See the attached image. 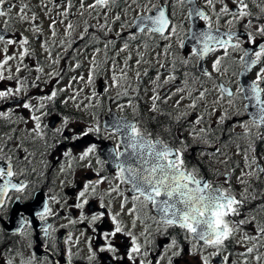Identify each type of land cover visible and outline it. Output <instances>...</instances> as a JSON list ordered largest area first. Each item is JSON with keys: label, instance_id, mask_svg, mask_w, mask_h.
Returning <instances> with one entry per match:
<instances>
[{"label": "snow or ice", "instance_id": "obj_1", "mask_svg": "<svg viewBox=\"0 0 264 264\" xmlns=\"http://www.w3.org/2000/svg\"><path fill=\"white\" fill-rule=\"evenodd\" d=\"M20 3L18 19L21 23L30 25L28 30L40 41V48L46 54L45 59L51 69L47 72L50 79L43 83L55 80L59 84L64 72H76L82 67L80 55L87 52L88 48L92 49V54L86 57V77L78 74L70 78L65 88L57 90L53 87L48 94L28 96L29 87L40 88L45 68L37 60L34 71L38 75L35 82L29 85L27 78L19 75L25 69L33 71V68L24 64L26 57L35 56V50L29 48V38L21 35L19 39H13L0 34V45H3L0 48V82L15 81V87L0 89V102L27 97L16 103L15 108L28 110L33 122L31 129L24 130L23 139L18 138L14 129L0 134V162L7 165L6 168L0 166V214L8 210V203L12 200L10 191L21 194L16 197V203L21 204V207L14 210L18 227L11 235L30 239L35 219L50 250L55 251L57 247L54 236L56 230L47 221L49 217L59 214L53 212L51 203L59 204L60 200L55 195L49 196L41 202L40 209L33 208L29 212L23 207V193L29 187L28 183L24 180L13 183V177L18 179L29 172H36L35 167H27L32 163L34 153L25 147V142L35 143L37 139L44 141L47 150L55 149L64 141L75 143L90 135L99 137L101 134L99 123L78 128L73 127L72 122L64 117L60 126L52 130L54 136L58 137V142L50 144L45 132L47 126L42 127V118L48 115L45 109L49 104H54L59 93L79 82L93 88L92 94L85 97L88 103L77 102L82 91L79 89L74 90L73 95L63 101L64 104L71 100L78 110L84 111L102 108V102L97 97L105 96L115 88L116 95L109 99L116 103L117 110L123 112L126 108H133V101L139 100L143 77H149V69L141 71V65L152 64V61L145 59L152 47L148 40L155 43L156 38H159L166 43L161 52L155 55V65L158 67L155 76L149 78L151 94L148 95L147 88L144 92L147 95L148 112L166 116L168 121L161 125L154 136L152 132L142 128L139 121H131L126 116H114L110 120L104 131L112 137H120V143L108 150L106 159L96 156L95 163L99 168L94 170L95 179H85L77 189L75 202L69 207L76 209L78 216L76 219L69 218V224L87 222L91 231L103 241L94 250L91 239L88 240L89 264L97 260L98 253L109 254L108 264H125V261L127 264H177L184 252L180 236L190 245L189 254L199 257L198 264H212L222 252H227V242L236 241L237 235L240 238L236 242L244 247V251L239 253L242 257L239 264H250L249 257H253L256 264H261L264 253L259 249L264 247V219L260 217L264 215V190L255 189L253 181L258 182L264 176V164L261 163L264 151H257L258 144L264 142V42H257L258 36L264 38V0H259V3L256 0H231L233 6H230L229 0H204L203 8L198 6L197 0H79L78 5L75 0H38L37 7L49 21L50 35L47 39H41L44 30L43 24L37 23L38 14L23 3V0ZM253 5L259 10V15L254 14ZM14 8V3L0 0V18L8 17L4 21L5 30L12 19L10 13ZM73 8L76 9L75 13L72 12ZM185 8L188 12L183 19L203 21L206 30H193L190 27L181 35L183 26L173 23V19L178 10L182 13ZM204 8L210 11L206 12ZM114 9L119 11L110 20L109 16ZM54 10L55 16L52 14ZM72 15H78L83 20L78 36L74 35L78 25L69 19ZM86 15L95 19L96 25L83 19ZM221 21L226 25L224 31H221ZM117 22L119 30L115 31L113 38L110 34ZM57 24L64 25L63 38L58 42ZM238 25L242 26L243 32L237 28ZM144 37L148 39L144 40ZM174 39L180 49L185 48V39H190L193 43L190 57L197 62L204 61L210 54L220 55L212 60L210 70L200 67L199 76L184 71L180 84H176L179 68L187 69L192 61L173 51ZM118 40L123 41L119 48ZM81 41L83 48L73 47ZM136 41L141 43L133 50L132 43ZM16 45L19 46L16 49L18 55L15 52L9 55V47ZM155 46L161 47L158 43ZM53 47L62 49L63 52L54 55ZM141 47L145 51H141ZM110 50H115V54L110 56ZM69 52V61L74 62L66 63L65 69L57 71L56 66L65 59L64 53ZM121 53H126L122 61ZM133 53L134 64L130 63L133 61ZM12 61L17 62L15 75L9 66ZM254 70V79H248ZM102 72L108 74L110 83H103L98 92L96 81ZM129 72L134 73L135 86L129 78ZM225 77L230 79L225 80ZM207 83H211L212 87H206ZM172 84H175L174 90H165L166 86ZM193 84L199 86L193 87ZM130 91L136 95L130 96ZM209 96L213 97L210 105ZM124 97L128 98L127 103H119ZM32 100L37 103L34 105ZM186 100L187 104L184 103ZM170 101L171 109L164 111L162 106L168 105ZM201 107L202 111H197ZM109 111L111 112V108ZM133 111H139L138 105ZM13 113V108L0 111V121L15 123L12 120ZM193 113L194 118L189 119ZM242 115H248L249 119L228 124L233 116ZM20 119L23 120V117ZM24 123L27 124L28 121L25 120ZM236 128L241 131L237 133ZM165 136L170 139H165ZM121 144L124 151H120ZM233 145L235 151L229 155L225 149H230ZM193 149H196L195 153ZM21 151L24 153L22 158L17 155ZM96 152L97 145L90 143L78 159L80 162L87 161L84 167L91 169L92 157ZM189 155H194L197 162L190 163ZM63 156L71 158V150L64 151ZM234 157H240L241 162ZM205 161L213 169V179H208L201 170L200 165ZM106 164L114 165V177L101 175ZM17 165H23L19 171L15 170ZM71 168L72 160L69 159L67 168L61 165L60 172L63 174ZM237 170L239 175H235ZM234 175L239 185V195L233 186ZM113 181L118 183L113 185ZM65 183L66 181H61V186ZM104 184H108V188L98 193L97 189ZM121 185L127 186L130 196L125 195ZM72 186L77 187L75 183ZM116 199H120V210L113 212L112 205ZM93 200L98 203L99 210L88 214L85 208ZM257 201L260 203L256 207L242 213L247 205ZM149 205L158 216L148 215L146 210ZM123 216L130 217V221L125 223ZM236 217L240 218L235 219ZM138 224L143 226L139 232ZM153 224L155 228L152 227ZM247 225L252 226V234L246 231ZM172 228H179L180 233L172 235L169 232ZM158 236L165 239L164 244L157 243ZM17 243L19 241L5 248L6 252L14 255L5 258L0 253L5 264H15L16 256H19V264H42L35 252L25 258L23 252L16 249ZM64 243L79 244V237L73 241L69 233ZM209 248L214 251L205 255ZM153 252L156 254L153 255ZM73 255L71 248H68V264H71ZM231 255L232 253L224 255L221 264H230ZM47 259L44 257V264H47ZM232 264L237 262L233 261Z\"/></svg>", "mask_w": 264, "mask_h": 264}, {"label": "flooded vegetation", "instance_id": "obj_2", "mask_svg": "<svg viewBox=\"0 0 264 264\" xmlns=\"http://www.w3.org/2000/svg\"><path fill=\"white\" fill-rule=\"evenodd\" d=\"M9 3H14L16 5V8H14L10 16L12 19L9 21V25L7 26V30H5V24L4 21L8 19V17L0 18V34L4 35L6 38H13V39H19L21 35L27 36L29 38L30 44L29 48L35 50V56L33 57H26L24 60V64L29 65L31 68H33V71L29 72L28 69L23 70L19 75L20 77L27 78V81L29 82V85L35 82V77L38 75L34 68L37 65V60H39L44 68H45V75L41 78L40 88H32L29 87L28 89V96H38V95H45L51 92L53 87H55L57 90L62 87H66L70 78L72 76L83 74L84 66L85 64L88 65V60L86 57L91 56L92 49L88 48L87 52L83 53L79 56V59L81 61L82 67L78 69L76 72L72 71H66L63 73V79L59 84H56L55 80H51L49 83L45 84L43 83L44 80H49L50 78L47 76V72L51 69L48 67V61L45 59L46 54L42 51L40 48V41L37 40V38L33 35V33L28 30L30 29V25L21 23L18 19V9L21 6L20 0H8ZM91 2V0H89ZM23 3H26L29 5V7L32 9L33 12H36L39 16V19L37 23L43 24V30L44 35L41 37V39H47L49 38V30H48V19L42 14L41 9L37 7L38 0H23ZM75 3L78 5L79 0H75ZM256 3H259V0H256ZM259 12V10L253 5L252 10L254 12L255 9ZM116 11V9H114ZM72 12L75 13L76 9L73 8ZM209 12V11H206ZM53 16L56 15L55 10L53 11ZM254 14H256L254 12ZM31 13H29V16ZM257 15V14H256ZM185 16L184 10L181 13L179 10L177 11V15L173 19V23L179 24L183 26V29L181 31V35L183 36L184 32H186L189 29V24L187 20L181 19V17ZM71 22L78 25L76 32L74 33L75 36H78L79 31L81 30L83 26V20L78 15H72L69 18ZM83 19L87 20L89 24L96 25L97 22L90 21L89 16H85ZM199 22L204 26V22ZM255 23V21H254ZM57 31L59 33L57 37V42L59 39L63 38V31H64V25L57 24L56 25ZM237 28L243 32V28L241 25H238ZM113 33L110 34L111 37H115V31L119 30V22H117L116 25H113ZM226 30V25L224 21H221V31ZM144 40H147V37L143 38ZM51 43V41H49ZM257 42L261 43L264 42V38L257 37ZM123 43L122 40L117 41V48L121 46ZM141 43V41H136L132 43L133 50L137 47V45ZM148 43L152 45V47L148 50L147 55L145 56V59H148L152 61L151 65H141V71H143L144 68L149 69V77H143V83L141 85V89L139 92V100L133 101V108L139 107V111L135 112L133 111V108H126L123 112H119L117 110V105L114 103L109 97H114L116 95L117 89L114 88L112 93H109L105 96H98L97 99L102 102L103 107H95L90 108L86 111L84 110H78L75 107V104L69 100L68 104H64L63 101L65 99H68L70 96L73 95L74 90L80 91L79 97L77 99V102L83 101L84 104L88 103V100L85 99V97L90 96L92 94L93 89L88 87V85H83V82L75 83L73 84L72 88H68L66 91L59 93L58 97L56 98L54 104H49L48 108L45 109V111L48 112V115L43 116L42 118V127L47 126L45 128V132L47 133L48 142L50 144L57 143L58 137H55L53 134V128L59 127L62 119L64 117H67L71 122L73 127L78 128H84L89 124H96L99 123L101 127V134L99 137L95 135H90L89 137L84 138L83 141H77L75 143L70 141H64L63 143L58 144V147L55 149H45L44 147V141L36 140L35 143H29L25 142V147L29 149L30 152L34 153V156L31 158L32 163L27 165L29 169L32 167L36 168L35 173L29 172L26 176H19L17 179L16 177H13V183H19V181L24 180L28 183L29 187L26 189V191L23 193V207L30 205L32 202H34L38 198H42L43 200H46L49 196H57V198L60 200L59 204L51 203V207L53 209V212H58V215H54L49 217L47 223L52 224L53 228L56 230L54 233V236L56 238V250L52 251L50 250L48 243L43 238V233L40 231V226L38 221L33 219V229L31 232L30 239H22L19 236H12L11 233L18 227V223L14 214V210L21 207V204L16 203V197L18 195H21L19 193H15L14 191L9 192V196L12 197V200L8 203V210L0 214V253L3 254L5 258H7L9 255L8 252L5 251V248L11 246L13 242L19 241L15 245L16 249L18 251H22L25 258H27L32 252H35L38 259L42 261V264H44V257H47V264H68L67 260V249L71 248L73 252V257L71 264H89L87 255H88V240L91 239V244L93 249L95 250L98 248L100 244L103 243L99 237L94 234L91 229L88 227L87 222L81 224L76 223L75 225L69 224V218L76 219L78 216V212L76 209L70 208L69 205L73 204L75 202V193L79 186L82 184V182L85 179H95V173L94 170L99 168V165L95 163L96 156L100 157V159H106V154L109 149H113L116 147L118 143H120V137H112L107 132L104 131L105 129V121L109 116L112 115V118L114 116L123 115L126 116L131 121H139L142 128H144L147 132H152L155 136L161 125L165 124L168 121V117L161 116L158 114H151L148 112V105L146 103L147 101V95L144 92V89H149L148 95L151 94V86H150V77H154L157 65H155V55L157 52H161L162 46L164 41L159 40V38H156L155 43H153L152 40H148ZM158 43L161 45V47H156L155 44ZM3 45H0V48H2ZM19 46L16 45L14 47H9V55H12L14 52L18 55V52H16V49ZM73 47H79L83 48V42H79L77 44H74ZM141 51H145L143 47L140 49ZM190 48L186 49H180L177 46V43L175 42V39L173 40V51L177 52L181 57H188L191 59L192 63L189 65L187 69L180 67L178 70V79L176 81V84H180L182 79V74L184 71H189L193 76H199V68L200 67H207L210 70V65L212 60L215 58L216 55H220V53L216 54H210L207 56L204 61L197 62L195 58L190 57ZM57 52H63L62 49H59L57 47H53V54L55 55ZM115 54V50H110L109 55L112 56ZM126 53H121L120 55V61L123 60V55ZM71 53H64L65 59H62L59 63V65L56 66L57 71H61L66 68V63L68 62H74L69 61V56ZM103 58V53H101L100 59ZM0 59H2V54H0ZM170 59V57H169ZM135 62V54L133 53V61L130 63L134 64ZM16 61L10 62V67L12 68L13 75H15V67H16ZM160 71H164L163 69H160ZM7 75V73H5ZM255 77V70L254 72L248 77V79H254ZM129 78L133 85L135 86V79H134V73L129 72ZM163 79V77H162ZM225 80L230 79V77H225ZM107 82L102 75L99 76V81L97 83L96 81V90L99 92L101 90V85L103 83ZM219 82V81H218ZM81 83V84H80ZM109 83V82H108ZM6 86H13L15 87V81H7L0 82V89H3ZM193 87H198V84H193ZM208 88H211V83H207L205 85ZM167 88L175 89V84L166 86L165 90ZM234 88V85H233ZM43 89V91H41ZM130 96H135L136 94L131 92L129 93ZM27 97L22 96L20 100H9L7 102H0V111H4L8 108H13L14 113L12 116V120L15 121V123H8L5 121H0V134L10 132L11 130H15L17 133L18 138L23 139L25 136V129H31L33 127V122L30 120V115L28 110L21 108H15L16 103H20L23 101V99H26ZM213 97H208V103L211 104ZM128 98L124 97L122 98L119 103H127ZM32 103L35 105L37 103L36 100H32ZM185 104L188 103L186 100L184 102ZM172 101L169 102L168 105H163L162 108L164 111H169L171 109ZM183 107V105H182ZM81 108H83V104L81 105ZM109 108H111V112L109 111ZM197 111H202V107L198 108ZM39 115L40 113H36ZM93 114H95V118H93ZM195 113H193L192 116L189 117V119L194 118ZM23 117V120L20 119ZM150 117H155V119H151ZM213 119H215L213 117ZM249 119L248 115H242V116H233L230 121H228V124L233 123L237 120H247ZM28 121L27 124L24 123V121ZM227 126V125H226ZM241 129L236 128V132L239 133ZM165 139H170V137L165 136ZM95 143L97 145V152L95 156L92 157V168H86L84 167L85 162L79 161V155L80 153L89 146L90 143ZM71 150L72 156L71 158H67L63 156L64 151ZM120 151H124V147L121 144ZM193 153H195L196 149L192 150ZM225 151H228L229 155H231L235 151L234 145L232 148H226ZM258 153L261 151H264V142H261L258 144L257 148ZM17 155H19L21 158L23 157L24 153L18 152ZM69 159L72 160V168L70 170H67L65 173L60 172L61 165H64L67 168V164L69 162ZM234 159L238 162L240 161V157H234ZM188 160L190 163H196V159L194 155H189ZM43 161V162H42ZM15 163V162H14ZM261 163L264 164V160H261ZM0 166L6 168V164L3 162H0ZM23 165H17L15 170L19 171V168ZM202 172L206 175L208 179H213L212 171L213 169H210L207 162L202 163L200 165ZM42 174V175H41ZM101 175L108 176V177H114L115 176V168L114 165L106 164L104 167V171L101 173ZM235 175H239V170L235 173ZM235 175L233 176V186L237 190V195H239V185L235 181ZM61 181H66V183L61 186ZM2 183V181H0ZM73 183L77 187H73ZM115 183H118V181H113V185ZM108 184L101 185L97 191L98 193L104 192L108 188ZM253 187L257 190H264V176L260 177V180L253 181ZM121 189L125 192V195L130 196L131 194L128 192L127 186L121 185ZM115 195V194H113ZM108 198H106L107 200ZM66 202V203H65ZM119 203L120 199H116L115 202L112 205V211L116 212L119 211ZM260 203L259 201L254 202L253 204H249L245 207V209L242 210L243 212H246L249 208L256 207V205ZM129 207L131 205L129 204ZM26 208V207H25ZM36 209H40L39 207H34ZM29 212L33 208H26ZM98 209V203L93 200L91 203L86 206L85 212L90 214L92 211H97ZM148 212L149 216H156L152 210L151 205H149L148 209L146 210ZM240 217H236L235 219H239ZM261 219H264V215H261ZM30 219L32 217L30 216ZM130 217L123 216V220L125 223H128L130 221ZM149 224H152L151 220L147 221ZM107 223V221H106ZM142 225L138 224L137 232H139L142 229ZM153 228H155V225H152ZM246 231L249 232V234H252V226L247 225ZM169 232L172 235H176L180 233L179 228H172L169 229ZM71 233L73 241L76 240L77 237H79V244H65L64 241L67 238L68 234ZM83 233V235H81ZM181 244L184 248V252L182 257L177 261V264H191L188 259L189 254V248L190 245L183 241L182 236L179 237ZM235 241H228L227 242V252H222L225 255L229 254L231 247L233 246ZM157 243L158 244H164L165 239L162 237H157ZM29 244L31 247H29ZM250 246V245H249ZM159 251V248L156 249V252ZM213 252L214 250L209 248L206 252ZM261 253H264V247H261L259 249ZM221 253V254H222ZM156 253L153 252V255ZM208 255V254H207ZM254 256V255H253ZM222 259V258H221ZM250 263L252 262V257L248 258ZM215 261V259H214ZM109 262V254L108 253H98L97 260L93 262V264H108ZM0 264H5V259L0 258ZM15 264H19V256H16L15 258ZM125 264H127V261H125ZM261 264H264V260L261 261Z\"/></svg>", "mask_w": 264, "mask_h": 264}, {"label": "rangeland", "instance_id": "obj_3", "mask_svg": "<svg viewBox=\"0 0 264 264\" xmlns=\"http://www.w3.org/2000/svg\"><path fill=\"white\" fill-rule=\"evenodd\" d=\"M199 3H200V5L201 6H203L204 5V0H199ZM229 4H230V6H231V0H229ZM207 9V8H206ZM255 9V8H254ZM209 10V9H208ZM119 10H116V11H113V13H111L110 14V16H109V19L111 20V17H112V15H114L116 12H118ZM254 12L257 14V15H259V12L255 9L254 10ZM93 20H95V19H93V18H91L90 17V21H93ZM50 35V34H49ZM126 55V54H125ZM125 55H123V58H124V56ZM118 66H119V64H118ZM87 69H88V65H86L85 64V66H84V70H83V75H85V77L87 76ZM102 75V77L107 81V82H109L110 83V80L108 79V74L106 73V72H102L99 76H101ZM99 76L97 77V83H98V81H99ZM84 83V82H83ZM96 83V84H97ZM81 84V83H80ZM83 85H86L85 83L83 84ZM89 87V86H88ZM62 88H64V87H62ZM90 88L91 89H93L91 86H90ZM60 89V88H59ZM114 90V88L113 89H111V91H110V93H112V91ZM239 235H237V237H236V241H238L239 240ZM234 242V244H233V246L231 247V250H230V252L229 253H232V255H231V257H230V264H232V262L233 261H235V262H237V264H239V261L242 259V257H240L239 256V253L240 252H242V251H244V247L242 246V245H240V244H238L237 242ZM209 253H211V252H205L204 254L205 255H207V254H209ZM253 255H255V253L253 254ZM224 256V255H223ZM222 257V256H221ZM188 259H189V261H190V263L191 264H198V260H199V257L198 256H192V255H190V254H188ZM252 262H253V264H256V261L254 260V258L252 257ZM212 264H214L213 262H212ZM251 264V263H250Z\"/></svg>", "mask_w": 264, "mask_h": 264}, {"label": "water", "instance_id": "obj_4", "mask_svg": "<svg viewBox=\"0 0 264 264\" xmlns=\"http://www.w3.org/2000/svg\"><path fill=\"white\" fill-rule=\"evenodd\" d=\"M188 42H189V44H191V40H190V39H189V41H188Z\"/></svg>", "mask_w": 264, "mask_h": 264}]
</instances>
